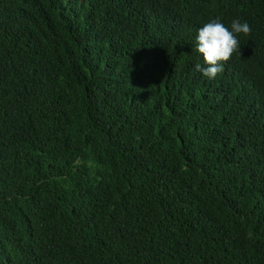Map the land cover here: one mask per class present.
Listing matches in <instances>:
<instances>
[{"label":"trees","instance_id":"trees-1","mask_svg":"<svg viewBox=\"0 0 264 264\" xmlns=\"http://www.w3.org/2000/svg\"><path fill=\"white\" fill-rule=\"evenodd\" d=\"M0 264H264V0H0Z\"/></svg>","mask_w":264,"mask_h":264},{"label":"clouds","instance_id":"clouds-1","mask_svg":"<svg viewBox=\"0 0 264 264\" xmlns=\"http://www.w3.org/2000/svg\"><path fill=\"white\" fill-rule=\"evenodd\" d=\"M250 32V25L238 20L232 22L231 29L226 27L219 18L203 24L195 39L196 51L202 56L206 66L202 67L197 63L195 70L209 79L216 78L224 71L223 65L241 50L237 34L242 33L247 36Z\"/></svg>","mask_w":264,"mask_h":264}]
</instances>
